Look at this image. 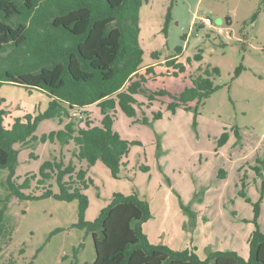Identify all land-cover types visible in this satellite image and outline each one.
Returning <instances> with one entry per match:
<instances>
[{
    "label": "rangeland",
    "instance_id": "1",
    "mask_svg": "<svg viewBox=\"0 0 264 264\" xmlns=\"http://www.w3.org/2000/svg\"><path fill=\"white\" fill-rule=\"evenodd\" d=\"M170 6L171 21L164 34V20ZM204 17L210 18L214 28L201 25ZM227 18L231 20L230 25H226ZM219 28L224 33L217 34ZM140 29L144 55L139 73L144 74L146 68L151 67L152 73L146 77L151 91L179 94L191 85L187 71L178 77L168 76L173 68L167 67L165 61L176 54V47H181V51L175 64H186V59H191L192 65H186L194 75L198 67H217L220 76L215 78V83L220 89L197 111L196 103L190 102L189 111L177 109L175 114L166 108L170 98L159 97L149 108L143 107L149 124L133 123L132 118L118 111L114 131L121 139L134 144L123 158L126 170L121 178H112L100 161L88 170L86 177L93 186L84 191L89 200L85 219L93 221L110 202L113 193L136 192L152 207L153 219L151 217L142 227L151 243L175 250L195 248L202 260L211 252L226 250L246 259L247 239L255 228L252 222L255 203L260 207L257 223L264 231V197H261L260 186L264 174L258 177L251 167L254 180L246 187L241 184L245 180L235 187L234 175L230 174L222 188L217 187L213 178V182L209 180L205 185L202 176L207 172L206 167L213 166L220 167L216 169V178L223 174L221 160L225 162L230 152L227 148L220 150L222 146H217V139L227 127L226 131L235 140L234 129L249 133L243 137L247 153L251 154L255 144H260L255 147L260 149L253 166L256 159L264 161V140L259 141L264 132V0H146L140 10ZM200 51L202 60L194 62V55ZM152 52H157L158 58H154ZM238 66H242V70L235 77ZM0 97L5 100L3 107L8 112L5 125L13 118L45 110L49 100L43 93L12 85L3 86ZM138 99L147 103L141 96ZM84 111L95 123L101 119L96 106ZM158 111L163 117L152 121V112ZM137 114L142 117L140 109ZM85 117L83 113V119ZM63 124L58 120H43L35 135L40 138L61 129ZM221 125H224L223 131ZM15 148L18 150L15 174L20 177L17 183L26 175H37L41 164L49 160L87 167L72 156V144L62 146L57 140ZM140 167H147V172ZM260 169L263 171L264 167ZM7 176V170H0V208L6 205L4 221L11 229L10 238L0 242V264L92 263L95 259L92 234L75 226L77 201L18 200L6 188ZM48 184L37 186L33 180L25 193L39 196L47 188L57 192L54 180ZM239 191L245 196L238 194ZM206 195L208 201L204 200ZM190 211L194 215L189 214Z\"/></svg>",
    "mask_w": 264,
    "mask_h": 264
},
{
    "label": "trees",
    "instance_id": "2",
    "mask_svg": "<svg viewBox=\"0 0 264 264\" xmlns=\"http://www.w3.org/2000/svg\"><path fill=\"white\" fill-rule=\"evenodd\" d=\"M144 2L146 0H0V90L12 85L38 91L49 98L45 110L13 118L5 125L8 112L3 107L5 100L0 97V170L8 171L6 188L11 196L21 201L44 198L77 201L75 226L92 234L95 259L90 264H264V231L257 223L258 203L253 205L255 228L247 239L246 259L226 250L211 252L202 260L195 248L175 250L151 243L142 228L152 217L150 205L136 192L113 193L110 202L93 221L85 219L89 200L84 191L93 186L91 179L86 177L88 169L100 161L112 178H121L126 170L123 158L134 144L121 139L114 131L118 111L132 118L133 123L149 124L143 107L149 108L159 97L170 98L166 108L175 114L177 109L189 111L190 102L196 103L197 111L220 89L215 83V78L220 76L217 67H198L194 75L187 68L192 65L191 59H186L187 65L175 64L181 47H176V54L165 61L167 67L173 68L168 76L178 77L187 71L191 85L179 94L151 91L147 87L146 77L152 73L151 67H147L144 74L139 73L144 55L140 44V10ZM170 9L171 6L164 20V34L171 21ZM255 17L256 14L253 20ZM151 55L159 56L157 52ZM201 60L200 51L193 61ZM241 70L242 66H238L234 76L237 77ZM138 96L145 98L147 103L141 102ZM90 106H96L101 113L98 123L84 111L87 116L84 119L83 113L81 118L72 113V110L82 112ZM137 109L142 112L141 118ZM162 117L161 111L152 112L151 120ZM43 120H58L64 124L61 129L39 138L35 132ZM236 130V141H240ZM228 137L224 130L217 139V146L226 144ZM46 140H57L62 146L72 144V156L78 162H85L87 167L49 160L41 164L37 175H26L17 183L20 177L15 174L18 164L15 147L32 146ZM255 161L252 167L262 178L260 167H264V161ZM140 169L148 170L147 167ZM225 175L223 172L219 178ZM33 180L37 186H44L46 182L50 185V180H54L57 192L47 188L39 196L25 193ZM263 193L264 180L261 197ZM238 194L245 196L243 191ZM5 210L3 204L0 242L11 236V229L4 221Z\"/></svg>",
    "mask_w": 264,
    "mask_h": 264
},
{
    "label": "crops",
    "instance_id": "3",
    "mask_svg": "<svg viewBox=\"0 0 264 264\" xmlns=\"http://www.w3.org/2000/svg\"><path fill=\"white\" fill-rule=\"evenodd\" d=\"M84 110H86V108L83 109L82 112L80 110V111L72 112V113L73 114H80L81 117H82V114L81 113H83ZM197 120L199 121L200 120V117H197ZM223 126L224 125H221V130L222 131H223ZM216 128H217V130H219V123H217ZM227 128H225L224 130H226ZM218 132H220V130ZM227 133H228V136L229 137H228V140H227L226 144H224L221 147V149L219 148L220 150H224L225 148H227V151L230 152L229 153V156H228V159L225 158V162H223L221 160V163H222V166H223V167H221V169H223L224 170V173L226 174L225 175V178H223V179L216 178V169H218L220 167H215V166H213V167H206L207 168V172H206V174H203V176H202V183H205V185H206L209 180L211 182H213V180H212V178H213V179H215L214 182L217 184V187L222 188L226 184V182L229 179L230 174H231L232 176L234 175L235 187L238 184L241 183L240 181L242 179L245 180V182H243V183L245 184V187H246V185H248V183L250 182V180H254L253 179V176L251 174V167L253 166V163H254L253 161H254L255 157L258 156L257 151L260 148H255V147L258 146V143H256L255 144V147L252 148V153L251 154L250 153H247L248 151H246L247 150V147L245 145V142H244L243 137H244V134L249 135V133H247V132L246 133H240L239 132V135L241 137V141H239V144L236 143V140L234 139V137L231 135L230 132H227ZM260 137L261 138L259 139V141H263L264 140V132L261 134ZM259 146H260V144H259ZM214 153H216V151H214ZM217 154L220 155L219 152ZM82 163H85V162H82ZM218 166H219V163H218ZM78 168L85 169L86 167H78ZM200 168H202V167H200ZM208 174H210V176ZM263 174H264V170L262 171V177H263ZM258 179L259 178H257V180H255V181L258 182ZM257 182H255V183H257ZM260 183H261V181H260ZM211 186H212V184H211ZM260 186H261V184H260ZM262 197H264V193H263V196ZM208 199H209V197H207V195H206L204 197V200L205 201H208ZM205 209H207V207H205ZM150 210H151V213H152V207H151V205H150ZM196 211L198 213H204L202 210H196ZM152 219H153V213H152ZM147 237L149 239V236L148 235H147ZM150 242H151V240H150Z\"/></svg>",
    "mask_w": 264,
    "mask_h": 264
},
{
    "label": "built area",
    "instance_id": "4",
    "mask_svg": "<svg viewBox=\"0 0 264 264\" xmlns=\"http://www.w3.org/2000/svg\"><path fill=\"white\" fill-rule=\"evenodd\" d=\"M200 21H201V25H203V26H207L209 29L214 28V27L212 26V22H211L210 18H208V17H204V18H202ZM216 33H217V34H222V33H224V30H222L221 28H219V29L216 30ZM74 115H75L76 117H78V118H81V115H80V114H74Z\"/></svg>",
    "mask_w": 264,
    "mask_h": 264
},
{
    "label": "water",
    "instance_id": "5",
    "mask_svg": "<svg viewBox=\"0 0 264 264\" xmlns=\"http://www.w3.org/2000/svg\"><path fill=\"white\" fill-rule=\"evenodd\" d=\"M231 24V20L229 18L226 19V25H230Z\"/></svg>",
    "mask_w": 264,
    "mask_h": 264
}]
</instances>
